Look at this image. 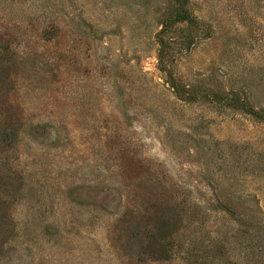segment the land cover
<instances>
[{"label": "rangeland", "instance_id": "374dc122", "mask_svg": "<svg viewBox=\"0 0 264 264\" xmlns=\"http://www.w3.org/2000/svg\"><path fill=\"white\" fill-rule=\"evenodd\" d=\"M0 264H264V0H0Z\"/></svg>", "mask_w": 264, "mask_h": 264}]
</instances>
